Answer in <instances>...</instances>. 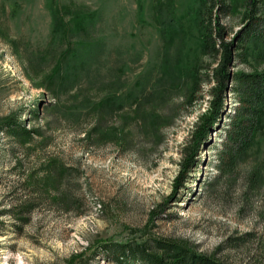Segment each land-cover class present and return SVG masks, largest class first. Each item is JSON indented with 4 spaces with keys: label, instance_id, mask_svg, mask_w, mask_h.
<instances>
[{
    "label": "rangeland",
    "instance_id": "rangeland-1",
    "mask_svg": "<svg viewBox=\"0 0 264 264\" xmlns=\"http://www.w3.org/2000/svg\"><path fill=\"white\" fill-rule=\"evenodd\" d=\"M229 1L231 39L246 27L245 0ZM199 10V0H0V264H115L106 243L159 237L264 264V134L220 176L218 127L176 191L209 99L201 83L186 103L196 65L211 61ZM254 69L263 41L236 67ZM11 120L30 132L10 135Z\"/></svg>",
    "mask_w": 264,
    "mask_h": 264
},
{
    "label": "trees",
    "instance_id": "trees-1",
    "mask_svg": "<svg viewBox=\"0 0 264 264\" xmlns=\"http://www.w3.org/2000/svg\"><path fill=\"white\" fill-rule=\"evenodd\" d=\"M199 1L202 49L211 61L208 65L201 62L196 65L186 103L193 104L198 98L201 83L210 84L209 99L206 111L199 116L182 147L176 191L193 179V173L202 161V149L211 143L212 132L218 127L221 133L217 137L221 141L215 144V166L220 176L234 174L239 161L251 152L264 134V69L236 70L238 62L247 60L251 42H264V33L257 28L264 24L258 14L262 0H245L243 20L246 27L231 39L221 19L222 11L232 12L231 2ZM59 12L60 19H64L61 10ZM202 70H208V73L203 74ZM31 111L36 113V109ZM11 122L5 125L10 135L30 132L21 123L16 121L13 125ZM104 251L115 264H225L187 243L160 237L144 242H109Z\"/></svg>",
    "mask_w": 264,
    "mask_h": 264
}]
</instances>
